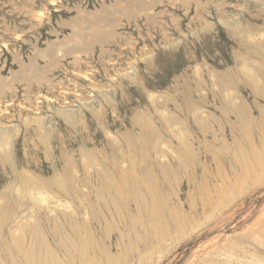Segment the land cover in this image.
Here are the masks:
<instances>
[{
	"label": "rangeland",
	"instance_id": "374dc122",
	"mask_svg": "<svg viewBox=\"0 0 264 264\" xmlns=\"http://www.w3.org/2000/svg\"><path fill=\"white\" fill-rule=\"evenodd\" d=\"M0 264H264V0H0Z\"/></svg>",
	"mask_w": 264,
	"mask_h": 264
},
{
	"label": "bare ground",
	"instance_id": "6f19581e",
	"mask_svg": "<svg viewBox=\"0 0 264 264\" xmlns=\"http://www.w3.org/2000/svg\"><path fill=\"white\" fill-rule=\"evenodd\" d=\"M38 92V91H37ZM47 99V98H46ZM32 101V100H31ZM29 121V120H28ZM36 122V121H35ZM4 137V136H3ZM5 139V138H4ZM3 139V140H4ZM120 191V190H119ZM118 192V191H117ZM37 193V192H36ZM39 193H40V191H39ZM119 194V193H118ZM38 195V194H37ZM42 195V194H41ZM120 195V194H119ZM121 195H123V194H121ZM120 198V197H119ZM36 200H38V199H36ZM42 201V200H41ZM44 201V200H43ZM122 201V200H121ZM59 243V242H58ZM5 256V255H4Z\"/></svg>",
	"mask_w": 264,
	"mask_h": 264
}]
</instances>
